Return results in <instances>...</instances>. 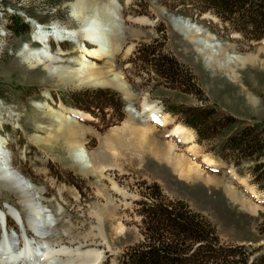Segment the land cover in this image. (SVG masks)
<instances>
[{
	"label": "rangeland",
	"instance_id": "obj_1",
	"mask_svg": "<svg viewBox=\"0 0 264 264\" xmlns=\"http://www.w3.org/2000/svg\"><path fill=\"white\" fill-rule=\"evenodd\" d=\"M76 1L3 0L0 5L6 12H13L11 19H17L24 26L14 30L11 26L14 21H11L6 36L0 40V132L8 142L12 164L34 183L45 205L47 221L53 227L51 231H42L35 241L47 242L45 238L50 237L57 239L51 244L74 252L93 251L101 255L100 264H119L124 251L143 239L141 217L137 213L141 190L157 183L168 198L185 201L213 222L224 243L250 245V251L259 247L264 252V191L251 182L247 172L250 163L235 167L215 157L210 149L218 140L201 143L194 130L190 144L168 134L173 123H178L177 116L170 113L173 122L167 126L138 117L144 101L165 112L182 105H210L236 118V128L252 124L264 128V49L259 53L258 64L241 66L233 77L207 65L194 42L185 38L172 21L177 17L189 20L201 28L205 38L216 39L227 53L242 57L257 54L259 48H264V39L251 42L237 33L228 35L221 30L218 19L210 14L183 16L172 7V0H118L120 20L127 33L120 51L115 54V72L124 77L133 90L132 96L126 97L123 90L109 84L112 75L101 78L98 83L78 80L64 83L42 66L29 68V63L23 61L25 49L39 48L31 40H39L43 29L50 33V27L60 24L79 32V22L73 13ZM109 1L98 0L100 4ZM87 6L92 13V7ZM30 18L42 23L37 26L34 39L30 32L36 24H28ZM104 22L110 32L111 27ZM78 36H53L52 51L63 52L60 55L64 60L77 57L81 53ZM150 43L184 65L196 82V93H184L142 68L136 51L142 44ZM104 46L108 52L114 47L108 36H105ZM110 61L111 58L106 57L99 66ZM106 88L121 95L123 109L109 108L104 114L100 112L99 117L82 110L88 116L75 117L73 130H57L54 117L36 104L47 102L52 108L71 114L70 109L77 110L71 104L75 93L95 94L98 89ZM144 125L152 127L156 139L164 143L172 141L174 150L200 165L206 175L233 182L258 210L236 205L223 188L208 185L202 179L181 177L169 161L152 152L149 141L136 129ZM72 132L73 136L69 137ZM76 144L86 150L89 163L83 165L77 161ZM192 144L197 145L198 155L190 152ZM204 155L210 156L216 165L204 162ZM250 186L256 194L250 193ZM8 203L20 210L26 232L34 236L36 229L28 224L30 210L21 201L20 190L9 182L0 181V206L6 210ZM8 222L17 231V242L22 241L24 234L17 222L10 216ZM30 240L33 239L30 237ZM57 260L60 261L52 258L48 264H56Z\"/></svg>",
	"mask_w": 264,
	"mask_h": 264
},
{
	"label": "trees",
	"instance_id": "obj_2",
	"mask_svg": "<svg viewBox=\"0 0 264 264\" xmlns=\"http://www.w3.org/2000/svg\"><path fill=\"white\" fill-rule=\"evenodd\" d=\"M172 4L183 16L216 17L228 35L237 33L251 42L264 39V0H172ZM11 21L14 30L24 27L17 19ZM136 59L160 81L184 93H196V82L184 65L156 44L139 46ZM71 104L93 117L109 108L124 107L121 95L107 88L95 94L77 92ZM166 112L194 130L199 142L218 140L210 149L215 157L235 167L250 163L251 182L264 191V128L254 124L236 128V118L210 105H182ZM141 195L137 213L143 239L124 251L119 264H264L259 247L250 251V245L224 243L213 222L185 201L168 198L157 183L142 189Z\"/></svg>",
	"mask_w": 264,
	"mask_h": 264
},
{
	"label": "bare ground",
	"instance_id": "obj_3",
	"mask_svg": "<svg viewBox=\"0 0 264 264\" xmlns=\"http://www.w3.org/2000/svg\"><path fill=\"white\" fill-rule=\"evenodd\" d=\"M2 2L3 0H0V5ZM87 5L92 7V13L87 10ZM73 6L74 16L79 22V32H77L74 28L60 24H56L54 27L49 28V32L52 34L48 33L47 29L42 28L44 33L40 35L39 40H37L43 45H40L37 49H25L22 54L23 61L29 63V68H38L42 66L44 69L48 70L50 74L58 76L64 83L72 80L81 81L80 83H98L101 78H107L112 75L113 78L109 81V84H113L123 90L126 97L132 96L133 90L128 82L124 77L115 72V54L120 51V47L122 46V42L125 41L127 33L124 23L120 20L121 6L118 0H110L109 2H105L103 4H100L98 0H77ZM12 14L13 12H6L3 9V6H0V40L7 34L9 21L13 20V18L11 19ZM35 20L36 19L34 18H30L28 22L30 24L34 22L36 23ZM104 20L107 21L111 27L110 32L109 29H107ZM172 22L175 28L178 29V31L183 34L185 38L191 39L194 42L198 52L203 56L207 65L216 68V70L218 69L220 71L227 72L233 77H236V70L241 66L246 64H258L259 53L264 49L261 47L257 51V54L248 57L227 53L216 39L205 38L203 31L200 27H198V25H195L187 19L180 20L178 18H174ZM77 35H79L78 40L81 42V45H78V48L81 49V53L73 59L64 60L60 55L63 54V52L57 54L50 48L48 50V45L45 44L47 41L45 37H48L49 40L50 38H54L53 36L57 38H74L77 37ZM105 36H108L112 41V46L114 45L111 49L112 51L110 52H108L104 46ZM34 38L35 35L33 36V39ZM82 46L84 47L83 49L81 48ZM1 48L0 56L2 53ZM106 57H110L111 61L106 63L103 67L99 66V64L104 61ZM117 61L118 60L116 58V62ZM36 104L38 108L47 111L54 117L58 124L57 130L59 131H64L66 128L73 130L75 117L79 115L81 117H86V115L88 116L87 113L76 109H70L71 114H65L63 112L64 109L62 111L54 109L47 102H38ZM138 113V117L142 118L145 122L154 120L162 126H167L173 122V118L169 113L161 110V108L148 104L146 101L143 102L142 110ZM0 125H2L1 121ZM136 129L140 132V135L145 138V140L147 139V141H149V145H151L150 147L153 150L152 152H155L157 157L158 155L163 156L167 161H169L181 177L193 180L202 179L208 185H215L219 189L223 188L227 197L236 205H241L242 207H246L254 211L258 210V206L253 204L249 198L247 199L243 196L241 192L234 187L233 182L225 181L223 179L216 178L215 176L206 175L200 165L190 162L185 156L178 153V151L176 152L174 150L175 145L172 141L164 143L163 141L156 139L153 135L154 130H152V127L144 125L136 127ZM73 134L74 132H72L69 137L73 136ZM168 134L179 138V140L183 143L190 144L194 140L193 131L180 123H173L172 127L168 130ZM36 137L38 138L37 135ZM189 150L193 154L198 155L197 145H190ZM74 152L76 153V159L79 163L84 165L90 162L88 154L84 148H81L76 144ZM203 160L210 166L216 165V162L208 155H204ZM0 181L4 183L9 182L20 190L21 201L25 203L30 210L28 224L36 229V232L40 234L39 237H41L42 231H51L53 227L49 225L47 221V215L44 210L45 205L41 201L42 199L38 197L39 192L36 190V187L30 178L16 169L12 164L11 150L8 147L7 140L1 132ZM249 189L251 194L257 193L252 186H250ZM8 205L9 206L7 208L10 211H7L8 209L4 210L0 206V220L2 221L5 218L7 219V215H10L14 218L18 225L20 224L22 226L23 231L26 232L25 220L20 210L11 203H8ZM17 219H19V222ZM6 231L7 232L5 233L2 231L0 234V264H48L49 260L52 258L60 259V261H56V264L101 263V255L95 254L93 251L87 253L74 252L65 246L61 247L52 243L54 245L53 246L50 242L55 243L57 239H51L50 237V239L45 238L47 242H44V246L45 248L47 247V249L42 248V245L37 242H28L26 248L22 252L20 249L9 250L10 247L17 242V239L8 229H6ZM22 254H24L23 257H21ZM63 257H65L66 260H64Z\"/></svg>",
	"mask_w": 264,
	"mask_h": 264
},
{
	"label": "water",
	"instance_id": "obj_4",
	"mask_svg": "<svg viewBox=\"0 0 264 264\" xmlns=\"http://www.w3.org/2000/svg\"><path fill=\"white\" fill-rule=\"evenodd\" d=\"M178 19H180V20H182V17H177ZM189 21V20H188ZM128 109H130V107L128 108ZM136 112V111H135ZM136 114H138V113H136Z\"/></svg>",
	"mask_w": 264,
	"mask_h": 264
}]
</instances>
